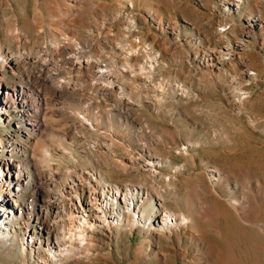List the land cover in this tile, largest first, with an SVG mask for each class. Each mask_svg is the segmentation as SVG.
Listing matches in <instances>:
<instances>
[{
	"label": "rangeland",
	"instance_id": "rangeland-1",
	"mask_svg": "<svg viewBox=\"0 0 264 264\" xmlns=\"http://www.w3.org/2000/svg\"><path fill=\"white\" fill-rule=\"evenodd\" d=\"M0 51V163L49 239L2 229L0 175V264H264V0H0Z\"/></svg>",
	"mask_w": 264,
	"mask_h": 264
},
{
	"label": "built area",
	"instance_id": "built-area-1",
	"mask_svg": "<svg viewBox=\"0 0 264 264\" xmlns=\"http://www.w3.org/2000/svg\"><path fill=\"white\" fill-rule=\"evenodd\" d=\"M8 166H10L11 170H9L10 168ZM6 167L8 173H12L14 177V181L12 184H8L11 182L10 180H8L5 190L6 201L9 206L8 208L10 213L13 215L11 218L14 217V214H18V216L22 215L20 216V218L23 220L22 226L20 228L17 227L19 233H17L16 235L19 238V243L23 246V248H34V246L36 245V248L38 249L39 247H42L43 243L45 244L49 240L48 233H46L45 230L44 221L41 218L42 214L46 211L43 206V204L45 205L43 201V195L40 194L41 188H32L30 194L23 197L21 193L23 192L24 188L22 187L20 177L23 169L20 163H0V174L3 173L2 170H6ZM90 176H92L93 178V175ZM68 180L63 185L65 189L69 187V185L73 186V184L70 183L71 181ZM19 191L20 196L18 197L16 194ZM10 219H8L7 223L11 225L9 223L11 221L14 224L13 219ZM2 227L5 228L6 224H4V226ZM9 230L11 231V227H9ZM13 231L15 232V228L13 229ZM13 231L11 233H14ZM33 237L37 238L36 243L32 241Z\"/></svg>",
	"mask_w": 264,
	"mask_h": 264
},
{
	"label": "bare ground",
	"instance_id": "bare-ground-1",
	"mask_svg": "<svg viewBox=\"0 0 264 264\" xmlns=\"http://www.w3.org/2000/svg\"><path fill=\"white\" fill-rule=\"evenodd\" d=\"M10 61H12L11 60V58H7L5 55H3L2 54V52L0 51V80H5V78H4V76H3V74H2V71H3V68L5 67V65L8 63V62H10ZM102 71H104V70H102ZM111 71L112 70H107V71H104V72H102V77H105V76H110V74H111ZM60 86H63V85H60ZM10 96V95H9ZM89 122V121H88ZM9 168H10V166H8ZM9 170H11V168L9 169ZM3 171V173L2 174H0V175H3L4 173L6 174V173H8V171H7V167H6V170L4 171V170H2ZM12 174V173H11ZM89 175V177H90V175H94L92 172L91 173H89L88 174ZM84 177H82V178H80V180L82 181L81 182V184L83 183V181H85V179H83ZM5 190H6V186H5V188H4V191H3V193H6L5 192ZM0 192H1V190H0ZM6 195V194H5ZM68 198H69V196H68ZM71 198V197H70ZM103 198H105V200H106V202H108V200H107V197H106V195H104L103 196ZM5 199H6V197H5ZM102 201H103V199H102ZM100 202L99 201V213L101 214V215H99V216H103V217H105V221H106V223H107V221H108V215H111V210H110V208H109V205H107V204H104L103 202ZM129 202H127V204H126V209H127V215H128V217H130L129 218V221H133L135 224H136V222L139 220V218H138V212H136L135 210H134V207H135V205H134V201H132V200H128ZM73 203H74V201H73ZM92 203V202H91ZM95 202H93L92 204L93 205H95L94 204ZM126 203V202H125ZM79 205V204H78ZM44 207H48V205H43ZM78 207H81V205L80 206H78ZM0 211H2V210H0ZM87 212V211H86ZM74 213V212H73ZM5 214V213H4ZM75 214V216H72L71 217V220L73 221V223H74V225H75V234H78V239H79V241H80V243H85V241H86V239H87V237H86V232L89 230V229H91V227L93 226V224L92 223H90V221H88V219H90L88 216L86 217L85 215L86 214H84L83 215V217H81V216H78V215H80L81 214V212H79V213H74ZM121 216L123 215L122 213L120 214ZM132 215H133V217H132ZM12 217V214H10V216L8 217V219H10ZM111 217H113V215H111ZM87 218V219H86ZM8 219H5L4 221H2L4 224H6V227L5 228H3L2 227V229L3 230H8L9 229V227H11V231L9 230L8 232L9 233H11L12 231H13V229L15 228V226H14V224L10 221L9 223L11 224V225H9L8 223H7V221H8ZM11 219H13V218H11ZM10 219V220H11ZM78 220V221H77ZM82 220V221H81ZM180 220V221H179ZM177 221H179L180 222V225L182 226V228L184 229L185 227H187V226H189V224H191V222L193 221L190 217H186V216H183V217H181V216H177L175 219H172L171 218V215H169V214H166V215H163L162 216V223H163V229H165V230H168V229H170V228H172V227H175V223L177 222ZM107 227H110V225H109V223H107V225H106ZM111 228V227H110ZM47 230V229H46ZM174 230V229H173ZM0 231H1V228H0ZM205 237V236H204ZM204 237H202V238H204ZM69 238H71V237H69ZM207 239V238H206ZM204 240V239H203ZM71 241V240H70ZM36 242H37V239H36ZM206 242V241H205ZM66 244V243H65ZM43 245H44V243H43ZM49 245V244H48ZM74 245V244H73ZM71 246V245H70ZM74 247V246H73ZM68 248V247H67ZM70 248V247H69Z\"/></svg>",
	"mask_w": 264,
	"mask_h": 264
}]
</instances>
